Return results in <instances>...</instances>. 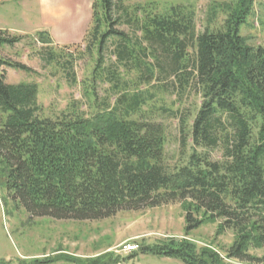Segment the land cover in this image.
<instances>
[{
  "label": "trees",
  "instance_id": "16d2710c",
  "mask_svg": "<svg viewBox=\"0 0 264 264\" xmlns=\"http://www.w3.org/2000/svg\"><path fill=\"white\" fill-rule=\"evenodd\" d=\"M256 1L213 0L201 32L193 9L185 5L157 12L130 10L123 0L94 1L84 41L87 53L95 50L97 57L84 83L86 102L72 100L53 117L43 116L36 83L6 82L5 68L32 69L0 55V187L6 199L34 217L82 221L179 202L186 235L207 222L217 223V233L234 234L224 255L169 238L143 243L138 253L124 258L59 254L35 263L119 264L153 254L184 264H264V254H253L264 250V46L250 44L240 32ZM260 5L264 10V0ZM218 12L225 18L212 27ZM36 36L42 60L72 77V62H61L63 55L45 32ZM21 38L0 30V46ZM108 43L115 63L104 65ZM170 78L183 91L194 85L201 96L189 133L180 119L192 153L185 165L173 169L163 162L165 129L156 118L158 110L174 118L178 110L155 105L157 93L168 87L152 83ZM99 82L109 85L113 100L100 98ZM197 148L220 149L221 160Z\"/></svg>",
  "mask_w": 264,
  "mask_h": 264
},
{
  "label": "rangeland",
  "instance_id": "374dc122",
  "mask_svg": "<svg viewBox=\"0 0 264 264\" xmlns=\"http://www.w3.org/2000/svg\"><path fill=\"white\" fill-rule=\"evenodd\" d=\"M96 0H44L43 17L38 3L32 9H22L19 5L16 11L9 13L8 28L11 35H20L19 42L12 46H0V55L6 59L25 64L32 73L15 71L5 68L7 83L34 82L38 86V103L42 107L43 116H56L64 111L72 100L86 102L83 96L85 82L89 81L95 66L97 52L88 54L85 50L84 38L92 23V4ZM213 0H123L130 10L134 7L146 8L157 12L167 11L176 5H185L195 13V28L201 32L208 25V8ZM89 2V5H88ZM257 0L254 12L240 32L247 37L250 44L264 46V10ZM12 5V4H11ZM8 5V6H11ZM52 7L53 11H52ZM225 14L218 12L212 27L219 26ZM263 22V24L261 23ZM20 24V28L14 25ZM126 32L130 29L121 25L118 27ZM20 29V30H19ZM38 32H45L51 39L55 50L63 55L61 62L70 60L72 70L67 72L56 64H48L41 58L39 51L42 45L34 41ZM69 46V48H64ZM113 45L108 43L103 50L104 65L115 63L112 54ZM72 55V57L70 56ZM121 71V68L119 69ZM131 75H134L132 73ZM162 77L163 75H159ZM158 76V77H159ZM75 80V82H74ZM153 81L165 84L168 90L158 92L155 105L159 108H169L177 111V117H168L158 110L156 121L161 122L165 129L164 164L173 169L185 165L192 153L190 136H183L180 129V119L187 122L186 133H189L193 113L201 102L200 93L194 85L186 91L177 84ZM109 85L99 82L97 92L100 98L113 97L107 92ZM144 88L145 86L142 85ZM82 109L86 110L83 105ZM162 114V115H161ZM184 133V134H186ZM211 160H221L220 149L204 150ZM7 195L0 187V264H72L69 261L58 260L50 263H35L34 260H44L45 257L65 254L81 259L95 258L102 254L112 253L119 258L124 255L116 253L126 243L140 246L161 242L174 238L187 239L198 246H210L225 254L233 241V232L225 230L217 233V223H203L196 229L185 233V211L179 202H170L156 207H146L140 210H119L115 215L99 220H57L48 216L34 217L28 214L22 204L6 199ZM139 249L134 252L138 253ZM261 256L264 250L253 251ZM131 255V254H129ZM128 255V256H129ZM122 264H184L178 259L153 254H138Z\"/></svg>",
  "mask_w": 264,
  "mask_h": 264
},
{
  "label": "crops",
  "instance_id": "0c3cea01",
  "mask_svg": "<svg viewBox=\"0 0 264 264\" xmlns=\"http://www.w3.org/2000/svg\"><path fill=\"white\" fill-rule=\"evenodd\" d=\"M35 3H38V8L41 12L40 16L43 17L42 11H43V3L44 0H0V30H4V31H12V29H10V27L8 28V18H9V13L14 10L16 11V7H13V5H19L20 7H22V9H32L33 5ZM12 4V5H11ZM11 5V6H8ZM89 5V2H88ZM52 7V11H53ZM14 28H20V24L17 23V25H14ZM20 30V29H19ZM20 35L25 34L22 31H19ZM126 262V261H125ZM122 264V263H119Z\"/></svg>",
  "mask_w": 264,
  "mask_h": 264
},
{
  "label": "built area",
  "instance_id": "2783aa9c",
  "mask_svg": "<svg viewBox=\"0 0 264 264\" xmlns=\"http://www.w3.org/2000/svg\"><path fill=\"white\" fill-rule=\"evenodd\" d=\"M137 249H138V245H136V244L131 245L129 243H126L118 251H116V253L127 255L133 251H136Z\"/></svg>",
  "mask_w": 264,
  "mask_h": 264
}]
</instances>
